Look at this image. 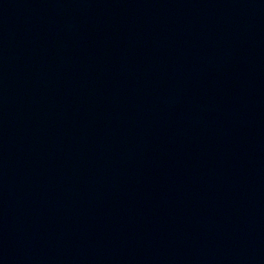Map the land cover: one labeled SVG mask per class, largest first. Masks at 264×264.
I'll return each instance as SVG.
<instances>
[{
  "label": "water",
  "instance_id": "water-1",
  "mask_svg": "<svg viewBox=\"0 0 264 264\" xmlns=\"http://www.w3.org/2000/svg\"><path fill=\"white\" fill-rule=\"evenodd\" d=\"M0 264H264V0H0Z\"/></svg>",
  "mask_w": 264,
  "mask_h": 264
}]
</instances>
